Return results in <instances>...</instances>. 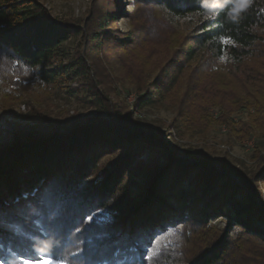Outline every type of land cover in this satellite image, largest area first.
<instances>
[{
	"label": "trees",
	"instance_id": "16d2710c",
	"mask_svg": "<svg viewBox=\"0 0 264 264\" xmlns=\"http://www.w3.org/2000/svg\"><path fill=\"white\" fill-rule=\"evenodd\" d=\"M118 1L110 0L112 7L94 15L82 28L52 18L37 0H0V75L6 74L4 68L10 64L37 86L54 90L76 78L89 80L85 56L63 65L67 59L64 46L72 38L81 37L89 50L103 49L111 39L109 25L116 21ZM140 2L158 7L171 17L197 18L193 33L176 48L180 52L177 59L190 62L204 55L203 63L226 57L231 66L229 73L238 76L244 72L239 66L253 58L261 40L264 0ZM108 5L106 2L105 7ZM222 38L230 43L223 44ZM113 39L119 48L133 41L131 36ZM180 62L164 66L145 87L137 86L139 95L131 109L123 101L110 103L104 91L92 92L84 85L86 89L80 90L90 94L96 113L83 119L72 117V128L65 136L46 137L29 146L18 140L2 151L0 260L9 254L34 255L40 249L35 242L43 244L46 236L54 250L76 226L101 210L115 217L113 222L86 231V236L95 240L88 245L83 264H264V258L260 261L264 255L254 257L243 249L244 245L250 246V239L264 244V232L254 224L263 217V209L255 202L257 193L252 187V181L264 182V155L259 156V142L253 144V152L258 154L254 160L260 167L252 179L241 171L228 173L208 163L167 159V165L158 169L141 160L145 154L151 160L163 155L154 137L142 129L134 115L144 108L165 104L168 92L179 80L175 67ZM240 88L242 95L227 105L210 101L208 106L216 111L208 112L207 106H200L199 115L188 112L199 97L186 93L176 103L168 104L174 114L173 127L185 134L187 129H196L192 122L199 119L225 127L238 141H250L253 136L264 139V76L245 74ZM110 155L117 160L103 164ZM135 170L148 181L141 198L132 191ZM189 179L185 189L183 184ZM240 196L243 199L238 200ZM216 218L225 219L226 229L237 227L240 242L232 243L218 235L213 223ZM176 227L192 231L194 238L201 240V249L184 261L167 248L145 259V249L150 245L153 251L155 247L152 239ZM159 243L160 238L155 245ZM258 250L264 252V245Z\"/></svg>",
	"mask_w": 264,
	"mask_h": 264
},
{
	"label": "rangeland",
	"instance_id": "374dc122",
	"mask_svg": "<svg viewBox=\"0 0 264 264\" xmlns=\"http://www.w3.org/2000/svg\"><path fill=\"white\" fill-rule=\"evenodd\" d=\"M37 1L52 18L67 20L82 28L94 15L112 7L110 0ZM106 2L109 4L107 7H105ZM118 2L120 10L116 12V21L109 25L112 29L111 39L103 45V49L99 52L91 48L89 50L81 37L72 38L64 46L67 59L63 61V65L73 61L77 56H85L89 80L76 78L54 90L37 86L32 82L31 77L19 75L22 71H18L12 65L9 66L10 64L6 65L3 71L6 74L0 75V155L10 142L19 140L22 144H29L42 141L46 137L63 135L72 128V117L78 116L83 119L96 113L97 108L92 103L90 94L84 89L80 90L81 88L86 86L92 92L104 91L110 103L123 101L126 107L131 109L139 95L136 87H145L156 78L158 71L164 66L174 65L180 60V66L175 67L179 72V80L168 92L165 104L162 107L144 108L134 115L142 129L154 137L163 155L151 160L149 155L145 154L141 157L142 162L152 164L158 169L167 165V159H182L188 164L208 163L228 173L241 171L245 177L252 179L254 171L260 167L258 161L254 160L258 154L253 152V144L260 143L259 156H262L264 139L253 136L250 141H238L230 137L225 127L219 128L199 119L192 122L196 127L195 130L187 129L185 134L181 131L177 133L171 123L174 114L168 104L176 103L183 95L190 92L189 94L199 98L188 112L190 115H199L200 106H207L208 112L216 111L215 108L208 106L210 101L227 105L229 101L242 95L240 85L245 74L255 78L264 76V27L259 34L261 40L256 47L255 55L239 66L240 71L244 70L242 74L233 76L229 73L231 66L226 57L219 61L208 60L203 63L202 61L206 60L204 55H198L196 61L190 62L186 59H177L180 52L176 48L193 33L197 18L171 17L158 7L141 4L140 0ZM129 36L133 38L130 45L117 47L113 37ZM234 77L237 79H233ZM238 113L244 116L243 112ZM115 160L117 157L110 155L104 158L102 163L110 164ZM135 171L131 182L132 191L135 197L141 198L148 187V181L142 178L137 170ZM193 177L194 174L190 179ZM190 179L184 182L185 189L188 188ZM252 187L257 193L255 202L262 207L264 214V182L252 181ZM241 199L242 196L238 197V200ZM89 217H92L91 222L86 223L87 217L80 226L75 227L76 230L59 242L58 246H54V250L53 245L48 244L50 241L45 240L48 236L43 238L45 241L43 244L40 241H36L35 244L39 245L40 249L47 244L48 253L54 254L57 259L66 260V264H83L84 253L88 245L95 240L94 238L90 240L86 236V231L89 232L100 223L113 222L115 214L100 210ZM213 223L215 230L219 231L218 235L226 236V239L232 243L239 240L240 230L235 226L226 229L225 219L216 218ZM254 224L264 232V215L255 220ZM49 238L52 240L51 237ZM159 238L160 243L155 245ZM152 243L155 247L147 255L151 256L155 253L154 255L157 256L160 248H167L174 251L182 261L195 255L202 247L201 240H196L192 231L177 227L167 229L163 235H158L156 240L153 238ZM249 245H244L243 249L254 257L259 258V254L264 255V252L258 250V247L264 245L263 243L250 239ZM36 255L37 253L28 257ZM21 258V255L9 254L4 260H0V264H19Z\"/></svg>",
	"mask_w": 264,
	"mask_h": 264
},
{
	"label": "snow or ice",
	"instance_id": "6c2138e0",
	"mask_svg": "<svg viewBox=\"0 0 264 264\" xmlns=\"http://www.w3.org/2000/svg\"><path fill=\"white\" fill-rule=\"evenodd\" d=\"M241 3H246L247 0H240ZM223 44L228 45L230 43L228 38H222L221 41ZM92 217H88L86 223L91 222ZM48 245L45 244L43 249H37V255L35 257H28L26 254H22V258L19 261V264H66V260L57 259L54 254H49ZM146 253L151 252L152 248L149 245L146 248ZM145 259H152V256L145 255Z\"/></svg>",
	"mask_w": 264,
	"mask_h": 264
},
{
	"label": "water",
	"instance_id": "95a60500",
	"mask_svg": "<svg viewBox=\"0 0 264 264\" xmlns=\"http://www.w3.org/2000/svg\"><path fill=\"white\" fill-rule=\"evenodd\" d=\"M68 133H69V130H68L65 134H63V135H56V136H51V137L60 138V137H62V136H65V135L68 134ZM42 140H43V139H42ZM12 142H13V140H12ZM38 142H41V141H38ZM38 142H32V143H29V144L24 143L23 145H24V146H29V145H31V144H35V143H38ZM15 144H16V142H13V143L10 142V144H9V143L7 144V147H5V149H7V148H11V147H13Z\"/></svg>",
	"mask_w": 264,
	"mask_h": 264
}]
</instances>
